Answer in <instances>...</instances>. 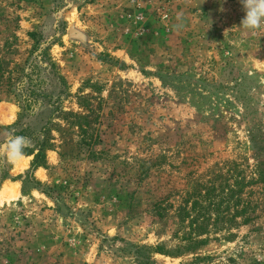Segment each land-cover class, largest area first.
Instances as JSON below:
<instances>
[{"label": "rangeland", "instance_id": "374dc122", "mask_svg": "<svg viewBox=\"0 0 264 264\" xmlns=\"http://www.w3.org/2000/svg\"><path fill=\"white\" fill-rule=\"evenodd\" d=\"M244 15L0 0V135L46 142L43 167L0 160V264H264V30Z\"/></svg>", "mask_w": 264, "mask_h": 264}, {"label": "clouds", "instance_id": "9594fccd", "mask_svg": "<svg viewBox=\"0 0 264 264\" xmlns=\"http://www.w3.org/2000/svg\"><path fill=\"white\" fill-rule=\"evenodd\" d=\"M245 12L241 19L240 27L244 30L256 33L264 30V0H239ZM31 144V140L23 135H17L14 131H7L0 135V160L6 163H15L25 155V148Z\"/></svg>", "mask_w": 264, "mask_h": 264}, {"label": "trees", "instance_id": "16d2710c", "mask_svg": "<svg viewBox=\"0 0 264 264\" xmlns=\"http://www.w3.org/2000/svg\"><path fill=\"white\" fill-rule=\"evenodd\" d=\"M32 81L29 80V84L31 85ZM29 90V94L33 95V90L30 89V87L27 89ZM28 98H25L23 100V109L25 111V113H28L30 111V106L32 105V102H30L29 100H27ZM20 123L17 124V126H19ZM16 126V127H17ZM46 130L44 129L43 130V133L45 132ZM44 147H46V142H42L39 144V147L36 149V150H33V149H30V148H25V155L27 156H33V161H32V164H31V167L32 169H37V168H40V167H43L45 165V152H44ZM5 167V165H4ZM4 180L5 176L2 177ZM196 204H194L195 206ZM184 211V215H186L188 212H186V210H183ZM197 216H200V215H197Z\"/></svg>", "mask_w": 264, "mask_h": 264}, {"label": "bare ground", "instance_id": "6f19581e", "mask_svg": "<svg viewBox=\"0 0 264 264\" xmlns=\"http://www.w3.org/2000/svg\"><path fill=\"white\" fill-rule=\"evenodd\" d=\"M8 183V182H7ZM14 187H17L16 185H13ZM7 189V188H6ZM17 190V189H16ZM17 192V191H16ZM16 195V193L15 194H13V197Z\"/></svg>", "mask_w": 264, "mask_h": 264}]
</instances>
